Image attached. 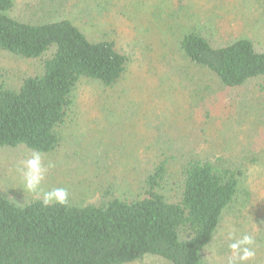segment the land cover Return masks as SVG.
I'll list each match as a JSON object with an SVG mask.
<instances>
[{"label":"rangeland","instance_id":"374dc122","mask_svg":"<svg viewBox=\"0 0 264 264\" xmlns=\"http://www.w3.org/2000/svg\"><path fill=\"white\" fill-rule=\"evenodd\" d=\"M187 3L189 11L182 13L177 0H15L14 18L28 23L69 18L90 40L114 41L130 61L113 87L91 80L78 85L75 105L60 131V148L41 155L45 178L37 192L24 187L21 173L32 153L0 150V197L22 205L43 199L44 191L64 187L69 203H94L104 188L141 191L140 181L149 168L140 167L142 160L152 164L170 159L174 184L183 164L194 156L216 162L222 157L244 160L242 186L251 198L247 196L248 203L237 214L225 215L208 255L220 244L229 246L234 230L237 238H254L255 257L248 264H264V78L227 92L214 87L206 93L218 100L205 103L196 96L205 86L192 82L197 72L178 45L186 31L198 27L213 33L217 42L246 34L264 46V0ZM43 61L0 50V78L18 88L24 79L43 74ZM255 157L256 162L249 163ZM233 256L230 250L218 263L228 264ZM133 264L166 263L146 257Z\"/></svg>","mask_w":264,"mask_h":264},{"label":"trees","instance_id":"16d2710c","mask_svg":"<svg viewBox=\"0 0 264 264\" xmlns=\"http://www.w3.org/2000/svg\"><path fill=\"white\" fill-rule=\"evenodd\" d=\"M187 4L177 0L178 10L183 13ZM14 8L15 0H0V50L44 59V72L18 88L0 78V150L50 156L61 146L60 131L78 85L91 80L113 87L130 59L114 41L90 40L69 18L28 23L11 15ZM208 31L190 29L178 42L197 72L192 82L205 86L197 97L215 103L218 99L208 98L214 87L227 92L264 78L263 45L246 34L217 42ZM140 167H149L141 191L104 188L94 203L44 207L41 198L19 205L0 197V264H133L146 257L166 264L223 262L228 244L208 252L225 215L237 214L251 198L242 186L245 161L194 156L183 164L175 184L168 158L152 164L142 160Z\"/></svg>","mask_w":264,"mask_h":264},{"label":"clouds","instance_id":"9594fccd","mask_svg":"<svg viewBox=\"0 0 264 264\" xmlns=\"http://www.w3.org/2000/svg\"><path fill=\"white\" fill-rule=\"evenodd\" d=\"M45 169L42 165V158L38 151L33 152L31 158L23 162L21 173L24 179V187L29 192H37L40 189L41 183L44 180ZM68 190L64 187L52 188L49 191L43 192L42 205L48 207L52 204L67 205ZM229 239L233 242L229 244V248L234 254L229 258L228 264H248V261L255 257L253 245L255 243L253 236L243 234L240 237H235L234 230L229 232Z\"/></svg>","mask_w":264,"mask_h":264}]
</instances>
